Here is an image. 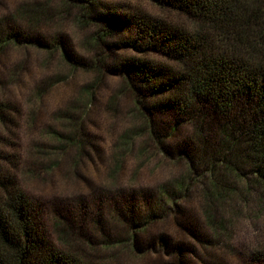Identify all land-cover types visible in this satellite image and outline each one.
<instances>
[{
	"label": "rangeland",
	"instance_id": "rangeland-1",
	"mask_svg": "<svg viewBox=\"0 0 264 264\" xmlns=\"http://www.w3.org/2000/svg\"><path fill=\"white\" fill-rule=\"evenodd\" d=\"M105 1L190 23L150 0ZM75 4L0 0V30L49 44L0 50V100L14 111L5 153L47 237L113 264H251L264 244L259 186L224 168L215 185L157 149L126 75L107 68L130 53L109 49L94 13ZM170 122L166 114L158 121L166 132ZM189 133L182 126L166 142L176 150ZM156 204L166 215L139 228Z\"/></svg>",
	"mask_w": 264,
	"mask_h": 264
},
{
	"label": "trees",
	"instance_id": "trees-1",
	"mask_svg": "<svg viewBox=\"0 0 264 264\" xmlns=\"http://www.w3.org/2000/svg\"><path fill=\"white\" fill-rule=\"evenodd\" d=\"M72 1L94 13L101 25L96 36L111 38L109 49L130 53L107 68L125 74L134 88V104L155 147L167 157H183L192 176L207 174L216 185L224 168L258 185L264 198V0H150L184 16L187 24L129 4ZM13 44L49 46L13 28L0 30V50ZM63 55L69 59L64 48ZM13 112L0 100V264H113L57 247L47 237L5 153L4 131ZM165 114L169 132L158 123ZM182 126L190 133L173 150L166 139ZM156 205L157 213L150 212V221L139 228L160 212L166 215L167 209ZM253 254L251 264H264V244Z\"/></svg>",
	"mask_w": 264,
	"mask_h": 264
}]
</instances>
